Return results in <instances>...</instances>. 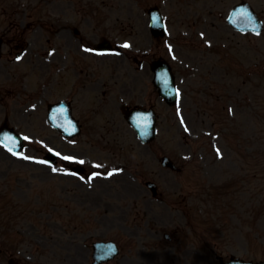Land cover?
I'll return each instance as SVG.
<instances>
[{"label":"rangeland","instance_id":"374dc122","mask_svg":"<svg viewBox=\"0 0 264 264\" xmlns=\"http://www.w3.org/2000/svg\"><path fill=\"white\" fill-rule=\"evenodd\" d=\"M107 1L112 4V15L120 18L115 20L114 31L121 39L137 41L136 31L128 35L132 25L127 22L130 17L139 23L146 20L137 14L143 1L141 6L131 4L132 0ZM253 3L264 17V0ZM182 6L178 2L168 5L177 51L185 61L195 64L193 70L185 64L176 69L178 82L182 81L181 105L173 108L162 103L160 135L152 148H138L114 159L135 163L141 150L147 168L153 169L155 164L161 168L150 153L157 149L159 155L167 154L182 165V172L161 169L162 202L146 199L145 203L151 195L144 192V199L136 204L137 185L121 175L103 184L114 194L109 197L113 212L88 210L98 220L96 230V225L91 228L84 221L82 206L89 204L88 198L76 204V219L65 224L68 221L59 216L63 194L78 197L79 186L70 178L15 160L1 150L2 241L16 244L40 264H84L87 250L82 244L91 230L93 237L114 239L122 246L120 256L108 264H221V257L228 260L232 255L264 260V31L261 35H241L224 23H194L190 24L194 38L197 30L205 31L217 39L216 45L209 47L198 38L195 43L187 42L191 38L181 40L179 28L188 21H175L179 15L176 10ZM98 19L100 14L94 22ZM159 45V52L164 53L163 43ZM25 65L24 70L31 75V61ZM6 69L0 68V82H5ZM28 81L35 83L31 78ZM150 87L148 73L146 84L137 83L132 92L135 95ZM10 106L6 113L19 118L18 125L39 134L31 139V147H42L41 139L49 134L42 116L30 113L15 117ZM125 126L117 120L107 128L115 149L126 136L128 141L134 140L133 134L125 136ZM49 140L60 144L52 135ZM84 140L85 136L77 145L91 151L93 144ZM118 192L125 196H118ZM145 210L149 213H143ZM18 228L26 232L22 234ZM8 229L11 232H6ZM28 232L38 236L42 245L36 247ZM165 232L172 235L171 240L164 237Z\"/></svg>","mask_w":264,"mask_h":264},{"label":"flooded vegetation","instance_id":"af4514ba","mask_svg":"<svg viewBox=\"0 0 264 264\" xmlns=\"http://www.w3.org/2000/svg\"><path fill=\"white\" fill-rule=\"evenodd\" d=\"M14 1L0 0V18L4 15L12 18L10 27L12 38L16 41L15 49L21 45L20 40L32 34L33 42L40 49L37 51H56L41 55L31 50L33 53L28 58L33 64L32 73L36 75L38 84L47 90L49 85L59 83L60 98L76 108L83 105L85 97L93 96L94 101L99 99L101 102L99 107L104 106L105 111L116 119L112 112L124 103L126 96L133 93L134 82L138 79L137 72L146 73L147 70L144 65L147 57L145 51L151 50L148 49L146 20L137 25L133 23L134 28H141L139 35H144L140 46L141 66L137 70L131 65L128 54L98 56L90 47L83 45V39L87 38L88 33L96 31L99 23H93L92 13L84 9L81 1L74 7L67 0ZM56 2H59L58 6ZM52 3L57 21L38 22L36 26V10L41 4ZM215 18L218 19L217 16ZM44 38L48 46L42 42Z\"/></svg>","mask_w":264,"mask_h":264},{"label":"water","instance_id":"95a60500","mask_svg":"<svg viewBox=\"0 0 264 264\" xmlns=\"http://www.w3.org/2000/svg\"><path fill=\"white\" fill-rule=\"evenodd\" d=\"M138 128H139L140 130H142V129H143V127H139V126H138ZM105 258H106V257H105ZM99 260H102V259H99Z\"/></svg>","mask_w":264,"mask_h":264}]
</instances>
